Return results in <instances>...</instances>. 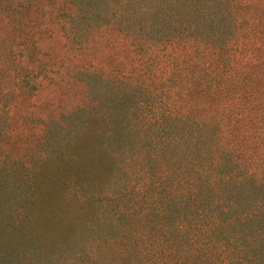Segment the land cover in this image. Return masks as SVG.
Returning a JSON list of instances; mask_svg holds the SVG:
<instances>
[{"label": "trees", "instance_id": "16d2710c", "mask_svg": "<svg viewBox=\"0 0 264 264\" xmlns=\"http://www.w3.org/2000/svg\"><path fill=\"white\" fill-rule=\"evenodd\" d=\"M49 1L80 49L111 28L114 67L84 66L87 101L44 121L33 153L0 157V264L67 260L89 238L92 257L97 227L118 230L103 242L121 264H264V0ZM29 3L0 44L3 137L50 72Z\"/></svg>", "mask_w": 264, "mask_h": 264}, {"label": "rangeland", "instance_id": "374dc122", "mask_svg": "<svg viewBox=\"0 0 264 264\" xmlns=\"http://www.w3.org/2000/svg\"><path fill=\"white\" fill-rule=\"evenodd\" d=\"M49 2V0H41V2L39 0H30L29 4L32 3L33 8L28 12V14H31L28 15V18L32 23L33 38L38 47L37 55L49 67L50 72L35 81L38 83V89L29 101V120L19 121L15 125V118L19 116L20 112L19 110L12 111L14 123L11 124L12 131H8L12 136L10 138L0 135V157L4 156L3 153L8 152L13 159L23 154L33 153L35 147L33 144H26L25 140H28L33 132L36 133L41 129L44 121L49 119L60 120L87 101V91L81 82L84 76L80 74L84 71V66L90 68L98 67L104 72L114 67L115 51L112 46H108L109 41L107 40L110 33H112L110 32L111 28L107 27L103 30L89 29L87 36L90 42L84 43L80 47L84 48L86 45H88L87 47H92L80 49L73 43L66 42L61 26H58L56 21H51L47 17ZM22 3L24 4V1ZM0 9L6 16V18L0 17V44L3 47L2 41L4 40V48H6L8 44L15 43L12 38V36L15 37V21L21 17L17 15L15 17V0H0ZM35 13L37 14L33 15ZM25 22L27 21H23V24ZM126 50L122 46L119 50V55L121 56ZM116 67L124 72L130 70L127 61L120 62ZM7 143H11L13 147L7 145ZM25 144L26 147H24ZM110 177L107 182L112 184V186H110L108 193L112 194L113 185L118 183L119 179L124 182L125 176L119 172L117 174L112 173V177ZM105 209L108 210L107 206L103 205V208H99L96 212L100 222L103 221L102 215L105 213ZM97 229L105 232L101 235V240L97 242L99 247L96 248V254L92 257L90 255L87 256V253L82 250L83 248L86 251L89 249L88 246L92 240L89 238L84 240V244L81 241L82 246L79 249L75 247L64 256L68 257L67 260L54 258L51 264H59L60 261L62 264H121L120 260H117L119 261L117 263L110 258L106 244L103 242L104 240H110L113 235L118 233V230L114 229V227L111 229L108 227L107 229L97 227ZM77 239L80 241L79 236Z\"/></svg>", "mask_w": 264, "mask_h": 264}]
</instances>
